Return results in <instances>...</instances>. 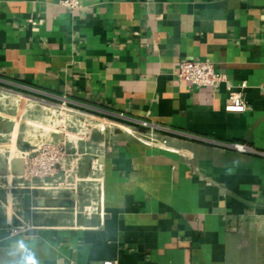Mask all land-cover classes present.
<instances>
[{"label":"crops","instance_id":"1","mask_svg":"<svg viewBox=\"0 0 264 264\" xmlns=\"http://www.w3.org/2000/svg\"><path fill=\"white\" fill-rule=\"evenodd\" d=\"M61 2L0 0V80L114 119L54 138L72 188H0V264H19L18 241L38 264H264V0ZM185 60L226 80H183ZM24 133L0 126L5 150L44 141ZM1 171L18 181L24 163ZM91 199L102 214L83 212Z\"/></svg>","mask_w":264,"mask_h":264},{"label":"built area","instance_id":"2","mask_svg":"<svg viewBox=\"0 0 264 264\" xmlns=\"http://www.w3.org/2000/svg\"><path fill=\"white\" fill-rule=\"evenodd\" d=\"M61 4L68 9L76 10L82 7V0H62ZM178 74L181 79L189 81L197 86H212L226 80V75L220 72L214 62L210 60L182 61L179 66ZM51 105L54 108L53 114L55 115L58 109H64L63 106L55 103ZM226 109L231 112H244L247 106L241 95L231 93ZM66 116L72 117V125L68 127V133L75 132L82 139L88 138L95 128L99 130L105 129L101 121L94 116L91 117L88 113L83 114L73 110L72 114L67 113ZM118 117L121 119L124 118L122 115ZM142 122V125L146 126L148 124L145 121ZM67 141H70V139L68 138ZM14 145L15 144L10 145L8 155L23 161L24 172L17 177L18 181L14 185L8 177L0 175V179L3 178L7 181L4 187L7 186V188H9L8 192H12V190H17L18 188L23 190L46 189L55 191L72 188L69 179L72 178L74 168L72 165L73 162L69 160L70 153L66 143L46 140L40 144L34 145L31 149L16 148ZM240 147L243 148L244 146L241 145ZM67 163L68 167L66 165ZM60 172H63V175H58ZM83 212L89 215L95 212H100L102 214L103 201L98 202L91 199L90 202L84 206ZM25 229V225L19 224L14 226L12 231L13 233H19ZM104 264H112V262L107 261Z\"/></svg>","mask_w":264,"mask_h":264},{"label":"rangeland","instance_id":"3","mask_svg":"<svg viewBox=\"0 0 264 264\" xmlns=\"http://www.w3.org/2000/svg\"><path fill=\"white\" fill-rule=\"evenodd\" d=\"M65 101L67 100L50 99L37 91L15 84H9L3 80H0V126H8L11 124L14 125L15 123H20L23 126V130L25 131L24 134H26L29 140L36 141L38 137L41 139V136H44V141L48 140L56 142L54 141L56 136H59V139L61 140L68 138L70 140L81 139L80 136L75 132L68 133V127L72 125V117H67L66 114H72L73 110L83 114L88 113L89 115L95 116L97 119H114L106 116V114L85 109L83 106H79L73 102ZM54 103L64 107V109H58L56 115L53 114L54 108L51 105ZM115 120L120 121L117 119ZM140 124L142 125L143 122H140ZM142 126L146 128L145 131H149L148 133H153L150 128L147 129V127L150 126L149 124ZM55 140H57V138ZM4 142L3 135L0 134V157L5 155L6 157L9 156L8 152L5 150V146L7 145L8 141L5 143ZM3 174H5L4 171H1L0 175ZM6 183V180L3 178L0 179L1 190L4 188L5 190L9 189L6 185V187H4V184ZM16 183L17 181H12L13 185ZM13 191L14 190H12V192Z\"/></svg>","mask_w":264,"mask_h":264},{"label":"clouds","instance_id":"4","mask_svg":"<svg viewBox=\"0 0 264 264\" xmlns=\"http://www.w3.org/2000/svg\"><path fill=\"white\" fill-rule=\"evenodd\" d=\"M16 247L17 250L22 253L19 264H38L34 254L31 253L23 241H18Z\"/></svg>","mask_w":264,"mask_h":264}]
</instances>
